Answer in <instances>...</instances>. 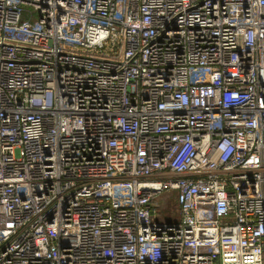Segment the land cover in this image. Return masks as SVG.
<instances>
[{
	"label": "built area",
	"instance_id": "2783aa9c",
	"mask_svg": "<svg viewBox=\"0 0 264 264\" xmlns=\"http://www.w3.org/2000/svg\"><path fill=\"white\" fill-rule=\"evenodd\" d=\"M0 264H264V0H0Z\"/></svg>",
	"mask_w": 264,
	"mask_h": 264
},
{
	"label": "rangeland",
	"instance_id": "374dc122",
	"mask_svg": "<svg viewBox=\"0 0 264 264\" xmlns=\"http://www.w3.org/2000/svg\"><path fill=\"white\" fill-rule=\"evenodd\" d=\"M168 203H169V206H170V207H172V205H171V203H172V200H170Z\"/></svg>",
	"mask_w": 264,
	"mask_h": 264
}]
</instances>
